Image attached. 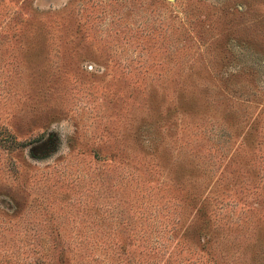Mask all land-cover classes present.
Listing matches in <instances>:
<instances>
[{
	"label": "rangeland",
	"instance_id": "1",
	"mask_svg": "<svg viewBox=\"0 0 264 264\" xmlns=\"http://www.w3.org/2000/svg\"><path fill=\"white\" fill-rule=\"evenodd\" d=\"M0 264H264V0H0Z\"/></svg>",
	"mask_w": 264,
	"mask_h": 264
}]
</instances>
